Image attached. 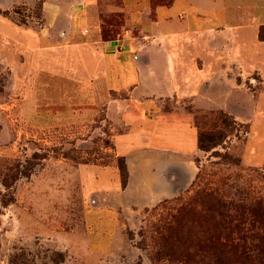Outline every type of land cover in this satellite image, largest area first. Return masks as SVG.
Masks as SVG:
<instances>
[{
  "label": "rangeland",
  "instance_id": "rangeland-1",
  "mask_svg": "<svg viewBox=\"0 0 264 264\" xmlns=\"http://www.w3.org/2000/svg\"><path fill=\"white\" fill-rule=\"evenodd\" d=\"M13 4L0 9V18L50 38L61 25L65 43L122 39L137 14L125 0H0L5 8ZM75 18L81 27L73 38ZM27 63L15 73L0 64V264H264V245L260 256L244 259L221 246L229 230L214 204L217 195L243 214L260 200L256 212L264 219V104L231 105L233 114L187 105L199 134L225 139L202 151L188 190L137 207L122 186L114 144L125 126L118 112L107 117L101 88L87 101L86 79L79 78L73 103L70 80L57 78L52 61ZM247 86L256 98L264 78L255 75ZM106 180H118L121 189L95 184ZM251 221L245 216L242 227L251 229ZM254 230L264 234V226Z\"/></svg>",
  "mask_w": 264,
  "mask_h": 264
},
{
  "label": "crops",
  "instance_id": "crops-1",
  "mask_svg": "<svg viewBox=\"0 0 264 264\" xmlns=\"http://www.w3.org/2000/svg\"><path fill=\"white\" fill-rule=\"evenodd\" d=\"M125 2L137 11L134 30L108 42L92 37L65 43L61 25L50 38L0 18V64L15 73L31 59L38 67L52 61L57 78H69L73 103L79 78L86 79L87 101L101 88L107 117L116 111L125 126L114 137L128 166L125 193L137 207H149L179 196L197 175L199 129L187 105H216L233 114L231 105L264 104V91L255 98L247 86L255 75L264 78V0H166L153 11L150 0ZM60 11L54 15L61 17ZM80 24L78 18L71 22V37ZM22 55L26 64L19 62ZM94 78L101 79L98 86ZM95 184L121 189L118 180Z\"/></svg>",
  "mask_w": 264,
  "mask_h": 264
},
{
  "label": "trees",
  "instance_id": "trees-1",
  "mask_svg": "<svg viewBox=\"0 0 264 264\" xmlns=\"http://www.w3.org/2000/svg\"><path fill=\"white\" fill-rule=\"evenodd\" d=\"M150 1L151 7L154 9L159 6L166 5V0ZM259 39L264 41V27L261 28L259 32ZM223 122L225 121L223 120ZM224 139V136L220 132L218 134L201 133L199 134V148L201 151H210L212 148L219 145ZM118 166L122 178V186L123 188H126L128 184L129 173L124 157L119 158ZM214 204L217 207L220 220L229 230V233L224 235L225 243L221 244V246L226 248L228 245L230 249H233L236 251V253L241 254V259L247 258V256H250V254H253L254 252L257 253V256H260L258 250H260L261 246L264 245V234H260L254 230L256 225L261 227L264 226V219L258 212H256V207L260 205V200L251 201L250 207L248 208L249 212H243V214L239 213V210H234L238 207L234 205L233 201L225 202L217 195L215 196ZM230 210H234L235 214L231 216ZM236 215L238 218L237 221H235L234 218ZM247 215L252 220L250 223L251 229H245L242 227L243 224H246V222H243V219ZM221 239L222 238H220L219 241H221Z\"/></svg>",
  "mask_w": 264,
  "mask_h": 264
},
{
  "label": "built area",
  "instance_id": "built-area-1",
  "mask_svg": "<svg viewBox=\"0 0 264 264\" xmlns=\"http://www.w3.org/2000/svg\"><path fill=\"white\" fill-rule=\"evenodd\" d=\"M85 33H87V31Z\"/></svg>",
  "mask_w": 264,
  "mask_h": 264
}]
</instances>
